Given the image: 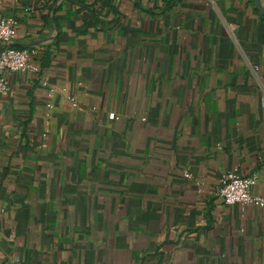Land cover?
<instances>
[{
	"label": "crops",
	"instance_id": "1",
	"mask_svg": "<svg viewBox=\"0 0 264 264\" xmlns=\"http://www.w3.org/2000/svg\"><path fill=\"white\" fill-rule=\"evenodd\" d=\"M0 11L46 60L0 95V264H264V207L219 195L233 170L264 190L255 0Z\"/></svg>",
	"mask_w": 264,
	"mask_h": 264
},
{
	"label": "built area",
	"instance_id": "2",
	"mask_svg": "<svg viewBox=\"0 0 264 264\" xmlns=\"http://www.w3.org/2000/svg\"><path fill=\"white\" fill-rule=\"evenodd\" d=\"M15 24L14 18L0 11V95L9 90L8 74L23 73L29 76L39 73L38 63L33 59V50L11 47ZM47 106L51 107V104L47 103ZM185 176L189 174L185 173ZM257 182V173L242 175L236 170L230 171L221 176L219 195L226 205L264 207V190L261 193L253 192Z\"/></svg>",
	"mask_w": 264,
	"mask_h": 264
},
{
	"label": "trees",
	"instance_id": "3",
	"mask_svg": "<svg viewBox=\"0 0 264 264\" xmlns=\"http://www.w3.org/2000/svg\"><path fill=\"white\" fill-rule=\"evenodd\" d=\"M11 47L18 48V49H25V48L30 49L28 47L15 46L13 44H11ZM33 59H34V61H36V63H38L39 73H40V71L42 70L43 66L46 65V60H44V57L39 52L34 53Z\"/></svg>",
	"mask_w": 264,
	"mask_h": 264
},
{
	"label": "water",
	"instance_id": "4",
	"mask_svg": "<svg viewBox=\"0 0 264 264\" xmlns=\"http://www.w3.org/2000/svg\"><path fill=\"white\" fill-rule=\"evenodd\" d=\"M258 11L264 16V7L261 5L260 0H255Z\"/></svg>",
	"mask_w": 264,
	"mask_h": 264
}]
</instances>
